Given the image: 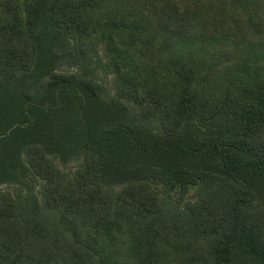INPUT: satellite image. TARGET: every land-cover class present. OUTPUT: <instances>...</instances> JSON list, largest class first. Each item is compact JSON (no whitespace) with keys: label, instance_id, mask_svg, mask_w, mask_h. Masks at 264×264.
Masks as SVG:
<instances>
[{"label":"trees","instance_id":"trees-1","mask_svg":"<svg viewBox=\"0 0 264 264\" xmlns=\"http://www.w3.org/2000/svg\"><path fill=\"white\" fill-rule=\"evenodd\" d=\"M11 1L0 0V185L20 188L0 189V264H264V64L249 62L264 50V0L236 34L245 59L209 65L194 44L223 39L217 22L197 32L177 0L142 1L172 34L173 85L158 102L133 85L147 58L130 60L128 46L148 42L152 19H91L96 0ZM97 40L124 101L59 70L100 60ZM70 156L82 159L65 172ZM149 179L180 195L197 186L198 198L176 206Z\"/></svg>","mask_w":264,"mask_h":264},{"label":"rangeland","instance_id":"rangeland-1","mask_svg":"<svg viewBox=\"0 0 264 264\" xmlns=\"http://www.w3.org/2000/svg\"><path fill=\"white\" fill-rule=\"evenodd\" d=\"M148 0H96L94 9L91 12V19L96 18L101 13H117L121 16L144 17L152 19L148 21L146 34L149 35L148 42H137L129 44L130 60H137L143 57V50L146 54L147 61L138 63L132 68V83L138 84L142 96H148L151 90H157V99L155 102L162 101V97L170 96L167 92L173 85L172 76L164 65L167 62V51L170 49L168 45H164L167 40H170L172 34L167 27L156 22L152 15V9L142 3ZM13 4H23V0H12ZM211 2L214 4L212 5ZM187 5L191 10H186ZM258 6L255 0H177L175 13L180 16V19L189 24L192 29L197 32H205L208 20L212 18L217 22L218 26L214 29L218 30L224 38L215 39V36L207 40H202L203 43L197 42L194 47L200 53H193L198 59L202 60L206 65L216 61H233L234 58L240 57L245 59L244 52L236 45V34L249 29L250 19L259 17L257 12ZM98 31V30H96ZM249 32L251 30H248ZM97 50H99V59L94 52H90L89 59H81L74 64L65 63L59 67V70H67L76 73L80 77H90L98 83L104 85L105 92L102 97L112 98V100L124 101L120 96L118 84L116 85L115 70L110 66L108 56L105 51V44L97 40ZM257 51V52H256ZM254 54L249 59L251 64H264V50L262 47L257 48ZM103 65H102V64ZM154 68L155 77H149V72ZM142 76H148L149 82H143ZM118 82V81H117ZM129 111V112H128ZM127 113L134 117L133 111L129 107ZM82 159L81 156L66 158V161H59L61 168L65 172L71 171L78 165ZM22 182L33 185V191H37L38 182L32 180L31 175L21 177ZM152 189L159 195L160 198L172 202V204L184 207L187 201H195L198 198L197 186H190L184 195H180L179 190H166L163 185L154 179H149ZM20 185L1 184L0 189L16 192ZM25 191V188H22Z\"/></svg>","mask_w":264,"mask_h":264}]
</instances>
